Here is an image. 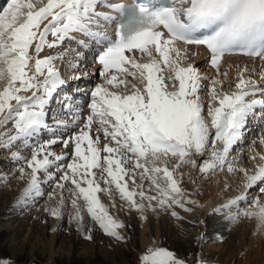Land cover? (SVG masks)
Here are the masks:
<instances>
[{"label":"snow or ice","instance_id":"obj_1","mask_svg":"<svg viewBox=\"0 0 264 264\" xmlns=\"http://www.w3.org/2000/svg\"><path fill=\"white\" fill-rule=\"evenodd\" d=\"M113 27L114 38L108 31ZM72 33L86 36L100 48L97 60L103 83L86 93L90 96L86 116L82 117L81 106L71 98L67 108L62 106V113L69 112L79 130L59 140L71 152L57 154L51 147L58 142V130L67 129L69 123L53 116L50 126L45 109L65 83L55 66L61 56L40 58L39 54L45 45L52 49L66 39L74 40ZM177 42L204 46L218 75L226 55L240 53L264 61V0H165L159 6L143 0L131 4L5 0L0 5V128L12 122L15 132L0 131V149L10 153L9 162L22 165L16 171L27 181L11 206L13 210L23 211L35 204L44 198V186H49L52 191L47 193V201L55 203L46 202L44 210L51 217L63 219L70 203L68 224L83 238L92 239V229L84 224L86 213L105 235L124 241L119 231L123 223L110 214L98 193L111 198L117 192L141 219H146L144 213L158 210H170L172 217L182 219L174 206L190 212L187 205L198 202L180 187L185 173L179 169L187 164L207 174L227 164L229 172L243 174L244 190L212 214L229 223L241 216L255 217L257 228L264 230V204L248 198L253 187L264 194V163L249 174L229 161L232 148L247 135L249 121H264V71L258 81L251 75L245 77L247 67L240 68L236 90L218 92L217 85L226 81L202 75L193 63L182 66L188 49L177 47ZM77 43L86 46L84 41ZM33 45L35 55L29 52ZM81 55L77 53L75 58L79 60ZM144 58L146 62H140ZM87 78L84 73L73 79ZM202 81H211L207 89L210 123L199 95ZM42 130H49L53 138L32 143ZM101 133L109 141L102 148ZM17 141L31 149L30 158L11 150ZM259 142L264 145V136ZM256 155L264 161V155ZM196 156L203 159L198 163ZM65 160L67 164L62 163ZM9 179L7 173L0 175L2 183ZM189 179L195 184L191 176ZM153 191L155 195L148 194ZM203 238L201 234L197 240ZM216 239L222 241L223 236ZM139 260L140 264H187L167 248L156 246L149 247ZM197 264L211 261L198 259Z\"/></svg>","mask_w":264,"mask_h":264},{"label":"bare ground","instance_id":"obj_2","mask_svg":"<svg viewBox=\"0 0 264 264\" xmlns=\"http://www.w3.org/2000/svg\"><path fill=\"white\" fill-rule=\"evenodd\" d=\"M98 10L108 11L107 8H99ZM72 35L75 37L74 40L66 39L61 45L52 49H49L47 46L45 47V50H48V55L61 56V58L55 60V66L57 69H59L60 66L65 63V58H67L70 63L73 62L72 65L70 64V66H72L70 69H76L74 68V65L76 64H79V67L81 68L82 65L86 66L90 63L87 60H82L83 53L76 43V39H82L84 35H81L79 33H72ZM47 39L48 41H51L53 37L49 35ZM176 46L181 49H188V58L182 61V66H186L188 63H193L195 67L198 68L197 65L204 64L203 58L205 55L204 52L201 51L200 47L192 45L186 46L179 43H177ZM29 52L30 54L35 55L34 45L32 48H30ZM77 53L82 54L79 60L75 58ZM136 55L137 58L140 57L139 53H136ZM39 56L40 58L44 57L45 51H41ZM144 62H146V58H144ZM220 66L223 71L219 75L216 74L217 78L222 81H226L224 85H219L220 92H228L224 88V86H228L231 89L229 90L231 92L236 90L235 83L237 82V72L240 68L247 67L249 71L244 74L245 77L247 78L249 75H251L253 79H256L258 81L260 80L259 74L261 73V71H264V61H261L259 58L244 59L241 57H224L221 61ZM96 67V64L92 65L91 73L95 75L100 72L99 69V71L95 70ZM205 67H207L208 69H214L211 64H207ZM68 73L65 72V77L62 75L63 73L60 74L65 81L63 86H66L76 76L72 70H70V72ZM213 73L215 74L216 72L214 71ZM224 73H227L226 77ZM228 79L231 81H229ZM201 83L202 88L199 92L200 97H202V92L208 86L205 81H202ZM204 84L205 86L203 87ZM63 86L62 88H64ZM261 86H264V81L261 82ZM217 91L219 92V90ZM22 94L30 95V93ZM63 96L66 95L63 94ZM62 101L64 105L65 100ZM60 102L61 100H59V103L55 105L57 110L54 109V111H52V116L64 118L65 111L62 113ZM54 104L55 103L53 102L52 106H54ZM49 105L46 106V112L49 108ZM68 115H70V113H68ZM68 120L69 119L64 121ZM9 124L11 123L9 122L7 125L3 126V128H0V131L9 133V131H11L9 130ZM248 128V132L252 131L253 129L250 128L249 125ZM263 135V131H261V135H259V137H262ZM252 138L256 139L255 137ZM105 142L109 141H105L101 133V148L103 147ZM242 142L238 143L237 145L239 146L240 144H242ZM59 145L60 147H58L57 150L66 153L71 152L70 148L65 149L63 145ZM18 146L14 144L11 150L14 152H19L22 156L25 157V155L20 152V148H18ZM53 148L54 146L51 147V150H53ZM256 152L258 153V150H256ZM9 155L10 153L8 151L0 149V158L6 159L9 158ZM5 162L9 163L8 166H10V168L9 170H7V165L3 166V163L0 159V175H3L5 173L9 175L12 168L17 167L18 169L22 166L19 163L9 162V159L5 160ZM66 162H68V160L62 161V163ZM172 163H175V161H172ZM17 164H19V166H16ZM179 171L184 173L182 167L179 169ZM221 173L218 172L216 174L215 181L219 179ZM23 180L18 176L15 181L8 180L7 183L0 182V238L5 241L8 240L9 247H11L12 245L15 246L13 252L14 257H17L22 261H30L34 264H130V262L132 261L130 255L134 252L135 246L136 244H138V242L141 243L140 245L142 247L149 248L153 246L159 247L161 244H164L165 241L169 243L171 247L175 248L180 257L189 253L190 258L188 262L190 263L192 261V251L190 250V248L191 246H193V241H196L197 237H199L198 228L194 223L196 218L198 217L197 215L199 214L201 218L205 220V230L207 236L215 237L213 243L215 247H217V251L220 248V243L216 239V236L221 235L223 236V240L233 245V250L232 248L231 250H229L230 255L228 256V258H230V256H233V258H235L236 255L233 254V251L236 249V247H238L239 250H242L244 252V254L238 258L237 264H253V261L251 259L254 253L259 254V258L264 264V230H260L257 228V220L255 217L241 216L240 219L235 223H229L221 215L212 214L215 205L218 203V201L221 200V197L223 195L225 196L223 184H216L213 182V184L211 185L212 187L207 190L208 192L204 193L199 201L201 208H194V206L192 205H187V207H190L192 209V211L188 212L183 208H180L179 206H174V210L182 219L172 217L170 214V210L158 212L148 211L144 213L146 219H141L139 213H137L135 210L128 209L127 205L123 201L116 198V192H113L111 198L108 194L100 196V193H98L102 203L108 206L110 214L113 215L115 219L123 223L124 226L120 228V232L123 233L125 239L124 241L115 242V240H113L111 237L105 235L85 213L84 224L86 227H90L92 229V239L96 244L88 246L81 233L75 230V226L68 224V215L71 211L70 203L64 209L63 219H55L51 217L47 212H45L44 208L46 202L55 203V200L51 202L47 201V193L52 191V188L49 186H44L45 196L44 198L38 200L35 204L27 207L23 211L12 209L11 206L14 204L15 200L21 194L23 188L26 186L27 182ZM180 187L185 191L187 190L186 177L181 180ZM65 195H67V193H65ZM113 203L115 204L114 207L112 206ZM250 208H254V206H251ZM10 214H15V216H17L16 220L19 221L18 225L5 223V219H7ZM22 230H28V233L25 235L22 244L16 246L11 241L12 235L14 238L15 236L21 234ZM48 232L50 234L47 235ZM38 234H40L42 237H46L47 235V250L32 247V242L30 240H33V237ZM64 236H73L74 240L73 242L71 241L70 252H68L66 255L59 254L60 242ZM99 236H103L106 241L110 242L109 244L113 246V250H102L104 248H101L100 245L103 241V238H99ZM153 241H155L154 245L152 243ZM94 246L96 247L94 248ZM205 248L207 251H210V248L208 246H206ZM216 250L215 253L218 255Z\"/></svg>","mask_w":264,"mask_h":264},{"label":"rangeland","instance_id":"obj_3","mask_svg":"<svg viewBox=\"0 0 264 264\" xmlns=\"http://www.w3.org/2000/svg\"><path fill=\"white\" fill-rule=\"evenodd\" d=\"M46 45L44 46L42 51H45V56L48 55V50H45ZM140 58V57H138ZM65 66L66 69L68 71H66V73L70 72V70H72L74 72V74L76 76H81L82 73H87V72H77L76 69H70L72 66H70V64L72 65V63H70L69 60H67V58H65ZM68 61V63H67ZM140 62H144V59H142ZM62 66V65H61ZM70 66V67H69ZM198 69L201 70L202 75L205 76H209V77H214L217 78V71L216 69H203V67L201 66V64L197 65ZM206 65H204V68ZM82 67L84 68L85 66L82 65ZM81 67V68H82ZM75 68V67H74ZM80 68V67H79ZM78 68V69H79ZM59 72H61V68L58 69ZM203 70V71H202ZM212 71V72H210ZM216 72L215 74L213 72ZM222 68L220 66V74L222 72ZM77 72V73H76ZM63 73L62 75H65V72H61ZM60 73V74H61ZM91 73V72H89ZM69 74V73H68ZM93 74V73H91ZM99 74V73H98ZM98 74H93V76H97ZM217 74V75H216ZM75 76V77H76ZM65 77V76H64ZM93 79V77H91V75H88V78L85 79L87 80H92L93 84L89 85V89L87 91H85V93H89L91 89H94L95 85L97 84H102L103 83V78L100 76V74ZM76 79H72V82L69 84H67V87L70 88L71 85L74 83ZM84 80V79H82ZM229 80V79H228ZM227 80V81H228ZM77 81V80H76ZM231 81V80H229ZM208 86L206 87V89L202 92V97H201V101L204 104V115L206 117V119H208L209 123H210V118L207 117V104H208V92L207 89L209 88L211 81H205ZM78 83V82H77ZM84 85L83 81H79V84ZM69 85V86H68ZM205 86V84L203 85V87ZM3 88V83L0 82V90H2ZM224 88L228 91L231 92L229 90H231L228 86H224ZM74 90H77L74 89ZM171 90V89H170ZM217 90H219V85H217ZM63 91V90H62ZM71 90H68V92ZM82 91V90H81ZM80 91V92H81ZM65 92V95L63 97V100H65V108H67L68 105V100L67 98H69L66 94L67 91H63ZM74 91H72V95ZM71 96V95H69ZM67 97V98H66ZM85 97V105L81 108V115L86 116L88 114V108H87V103L90 100V96L84 94ZM87 111V112H86ZM84 112V113H83ZM53 117V116H52ZM72 117V115H71ZM59 118V117H57ZM68 118V117H65ZM70 118V117H69ZM63 120H67L62 118ZM59 119V120H62ZM52 120V118H51ZM50 123H53V121H49ZM69 123V127L67 129H60L58 130V142L56 143L57 145H53L54 151H57L56 153L59 154L61 153V151L57 150L58 147H60L59 144L62 145V143L59 142L60 139H66L68 136L72 135L73 131H78V127L74 126L72 124V118H70L68 121ZM11 124H9V134H14V129H13V123L10 122ZM53 124H50V126ZM11 126V127H10ZM263 123L261 121H249V127L253 128L252 131L248 132L247 135H245V138L243 139L242 144L235 145L232 150L230 151V156H229V161L232 162L237 168L239 167H243L246 170H248L249 174H252L258 165H260L261 163H264V161H261L259 158V155H256L257 152L256 150H258V153L260 155H264V145H261L259 142V135H261V131H263L264 134V127H263ZM13 130V131H12ZM41 133H43L42 135L39 134L38 137H36L35 140L32 141V143H35L36 140H39L41 142L43 141H47L48 139L53 138L51 135V132L49 130H43L41 131ZM254 133V134H253ZM92 135H93V139H95V126L93 127L92 130ZM264 136V135H263ZM255 137L256 139L252 138ZM258 138V139H257ZM252 141H256L255 144L252 143ZM241 143V142H240ZM16 146H18V148H20V152L23 153L25 155V157H29L31 156V149L26 147L25 144L23 142L17 141L14 143ZM257 147V148H256ZM51 150V151H53ZM53 151V152H54ZM255 156L256 158L253 159L252 157ZM195 159H197V162L199 163L201 159H203V157H193ZM1 162L3 163V166H6V169L9 170L10 166L9 163H6L5 160H7L8 158H0ZM12 163V162H11ZM68 162H66L65 164H67ZM172 163V162H171ZM16 166H19V164H17ZM16 168H12L10 170L9 176L11 177V179H9L10 181H15L16 178L19 176V173L16 171ZM182 170L185 173L186 180H187V190L185 192V195L188 196L190 199L196 200L198 203L196 205H192L194 206V208H201L200 205V199L202 198V196L204 195V193L208 192L207 190L212 187L211 185L214 183L216 184H223L224 186V194L225 196L221 197V200L218 201V203L215 205L214 209L217 208L220 205L225 204L229 199L234 198L235 196L239 195L244 189H243V174L239 171H235V172H229L227 170V164L225 165V167L223 169L217 168L216 170L209 172L207 174H202L198 168H193L191 165H183L182 166ZM27 171H30V169H27ZM218 172H222L220 174V177L218 180L215 181V177L216 174ZM189 176H191L192 179L195 180V184H193L191 182V180L189 179ZM20 177V176H19ZM41 179H43V176L41 175ZM23 180V179H22ZM23 181L27 182L26 179H24ZM101 187H104L105 185L103 184V182H101ZM131 186V184H130ZM148 184L147 181L145 182V188H147ZM189 188V189H188ZM105 193H100V196L104 195ZM148 194H155V192H149ZM116 198H119V194L116 192ZM248 198L249 200H253V199H258L259 202L261 204H264V194L260 193L259 191V187H253L252 189L248 190ZM191 206V205H189ZM252 205H248V207H251ZM241 207H245V205H241ZM160 211V210H158ZM156 211V212H158ZM198 217L195 220V225L198 228V233H199V237L201 236V234H203V239H200L199 241H193L190 250L192 251V261L189 263L188 260L190 258V254L187 253L184 256H181L178 254V252L175 250V248L171 247V245L167 242L164 241V244H161L159 247H164L167 248L168 250L172 251L177 258L180 259H185V261L187 262V264H197V260L198 259H203V260H207V261H211V264H237V260L239 257H241L244 252L242 250H239L238 247H236V249L233 251V254L236 255L235 258H233V256L230 258H228V256L230 255V251L231 248L233 250V245L231 243L226 242L225 240H218L220 243V248L218 249V251L216 250L217 247H215L213 240H214V236H207L206 234V227H205V220L201 218V216L198 214ZM17 216H15V214H10L7 219H5V223H10V224H16L18 225V220ZM28 230H22L21 234L15 236L13 238H11V241L16 245L19 246L22 244L25 235L28 233ZM120 231V229H119ZM50 234L49 232L47 233V235ZM121 234L123 235V233L121 232ZM47 235L46 237H42L40 234L36 235L35 237H33V240H30L32 242V247H37V248H41L43 250H47L48 247V239H47ZM263 236H264V232H263ZM99 238H103V241L101 242V248H104L102 250L106 251L107 249L113 250V246L110 245L108 241L105 240V238L102 236H99ZM85 239V238H84ZM113 240H115L114 238H112ZM71 241L73 242V236H69L66 237L64 236L63 239L60 242V249H59V254H64L66 255L68 252H70V243ZM85 242L88 244V246H92V245H96L95 241H93V239L88 240L85 239ZM84 242V243H85ZM115 242H117V240H115ZM9 241H5L2 240V238H0V261H8V264H34L31 263L30 261H22L21 259L14 257V248L15 246L12 245L11 247L8 246ZM6 244V245H5ZM141 243L138 242V244H136L134 252L130 255L132 261L130 262V264H140V260L139 257L145 253L147 251V247H142L140 245ZM206 246H208L210 248V251L206 250ZM46 247V249H45ZM96 246H94L95 248ZM100 248V249H101ZM215 250L217 251L218 255L215 253ZM253 261V264H263L262 261L259 258V254L254 253L253 257L251 259ZM44 264V263H42Z\"/></svg>","mask_w":264,"mask_h":264}]
</instances>
